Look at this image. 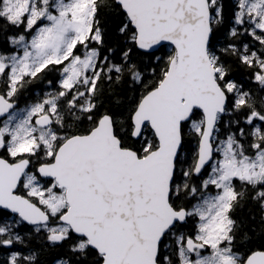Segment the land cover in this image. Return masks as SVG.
I'll use <instances>...</instances> for the list:
<instances>
[{
    "label": "snow or ice",
    "instance_id": "snow-or-ice-1",
    "mask_svg": "<svg viewBox=\"0 0 264 264\" xmlns=\"http://www.w3.org/2000/svg\"><path fill=\"white\" fill-rule=\"evenodd\" d=\"M0 264H264V0H0Z\"/></svg>",
    "mask_w": 264,
    "mask_h": 264
}]
</instances>
